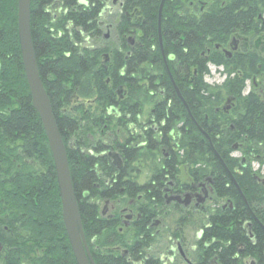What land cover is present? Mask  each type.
Returning <instances> with one entry per match:
<instances>
[{
    "label": "trees",
    "instance_id": "1",
    "mask_svg": "<svg viewBox=\"0 0 264 264\" xmlns=\"http://www.w3.org/2000/svg\"><path fill=\"white\" fill-rule=\"evenodd\" d=\"M14 2L0 0V186H4L2 190L12 188L0 196L10 203L15 225L26 226V264H76L61 221L47 139L31 105L24 77L18 37L14 33L17 23ZM160 2L123 1V11L135 18L128 21L122 15L116 26L117 48L110 54L104 52L100 64L103 49L95 44L102 39V27L98 24L103 9L101 0H30V31L39 76L66 149L84 236H94L99 248L106 245L108 237L113 245L122 244L123 237L116 231L115 222L93 215L89 197L93 194L97 170L104 176H116L118 182L127 177L128 182L122 184L126 186L123 195L127 198L135 197L140 189L152 190L150 184L137 186L135 176H131L130 165L134 162L145 164L151 178H158L153 188L161 189L166 178L176 177L177 165L182 163L189 166V175L196 182L211 176L218 197L240 202L225 168L232 173L247 202L261 199L264 194L248 177L247 169H240V174L233 172L239 167L240 158L231 156L237 141L242 144L241 155L247 157L250 135L264 140V103L255 96L242 95L245 81L263 71L264 63L246 47L242 48L244 54L231 59L215 49L234 37L256 38L260 30L254 20L259 13L264 14V0H163L162 51L157 28ZM58 7L60 11L53 16L49 9ZM127 35L135 36L133 46L127 44L124 38ZM84 42L89 46H82ZM208 63L223 66L225 78L221 84L212 86L203 81ZM165 65L187 109L177 97ZM75 87L79 95L95 98L96 106L73 108L69 99ZM118 87L128 91L119 103L122 116L107 117L110 106L118 100ZM227 96L235 99V118L218 109ZM66 105H70L69 109L64 108ZM144 106L151 108L143 126L141 145L134 127L137 116L144 115ZM71 111H79L78 117L72 116ZM113 119L118 134L115 139L104 141L100 138L101 128ZM154 121L156 134L146 127ZM229 124L236 131L231 132ZM173 128L180 133L177 150L169 146L168 135ZM110 145L121 152L126 163L123 172H117L105 154ZM161 146L169 151L167 159L162 156L157 161L149 159L148 153L158 154ZM9 163L13 165L7 166ZM104 190L98 191L101 197L111 195ZM256 209L264 222L261 200ZM244 215H248L246 209L238 205L232 212L212 216V225L203 241L214 238L216 244L205 253L199 251L204 258L200 264H207L206 259L213 253L218 256L217 264H244L242 260L246 257L264 264V232L257 228L256 244L250 246L237 223L228 228L231 220ZM240 242L245 243V249L234 257ZM102 251H96V264H129L118 254L107 255Z\"/></svg>",
    "mask_w": 264,
    "mask_h": 264
},
{
    "label": "flooded vegetation",
    "instance_id": "2",
    "mask_svg": "<svg viewBox=\"0 0 264 264\" xmlns=\"http://www.w3.org/2000/svg\"><path fill=\"white\" fill-rule=\"evenodd\" d=\"M123 1L119 0L117 2L120 20L122 15H126V19L130 21L133 19L134 14L128 16L126 11H123ZM102 3L105 10L100 12V16L106 19V15L113 12L114 8L112 7L110 10L108 6L106 7L105 2ZM49 10L52 11L53 16L60 11L59 7L58 9L50 8ZM259 14L254 20L259 24L260 30L256 38L251 40L245 38V40H242L240 37H234L236 41L233 44L235 50L229 51L230 55L225 53V50L229 49L227 44L225 46L217 45L215 49L220 51L226 59H231L236 54H244L245 52L242 51V48L246 47L249 51L254 52L264 63V15L263 18H260ZM98 24L101 27H106L107 30L110 27V24H105L103 20H100ZM86 40L88 42L89 38ZM103 40H106V38L103 37ZM105 59L108 61V56ZM163 60H165V57ZM221 68L223 69V66ZM257 69H261L260 64L257 65ZM247 81L249 82V87L246 92L242 91L243 95L255 96L260 103H264V69L258 74H253ZM125 90L127 95V88ZM83 98L86 97L79 95L78 88L75 87L69 102L76 109L96 106V99L93 97V103L85 106H75L78 103L77 99ZM121 101L117 100L115 104L110 106L114 110L112 111L113 113H118V115H113L114 118L122 116L119 105ZM233 105L226 114L233 112L235 101ZM111 115L106 113L107 117H112ZM232 118H235L234 113ZM146 122L147 117L141 114L137 116L134 128L137 141H140L141 145L143 143L141 134ZM107 126L108 124H104L101 130ZM146 127L152 128L154 134H156L157 124L155 121ZM228 128L231 132L236 131L235 126L232 124H229ZM107 133L111 138H115L118 134V128L115 127V132ZM159 139L161 140L160 137ZM206 139L210 142L207 136ZM169 141H171L170 137ZM249 143L250 148L247 151V157L243 158L239 167L233 172L240 174V169H247L248 177L256 184L257 189L263 190L264 193V140H260L259 137L253 134L249 137ZM169 144L170 149L175 150L178 143L177 140H173V144L171 142ZM235 150H242V144L238 141L233 144L231 152ZM167 155H165V159H167ZM11 160L14 159L12 158ZM110 163L117 172H123L126 169L122 158H120L121 166L114 164L112 160ZM12 165L13 163L7 164V166ZM105 176L102 172H98L89 202L94 216L107 221L112 220L116 223L115 229L122 235L123 242H120L122 244L115 243L113 245L111 243L112 238L108 237L106 245L103 248H99L94 236L87 238L84 236L87 251L92 259L96 255V251L105 250L107 255L118 254L120 257H124L129 264H200L204 258L200 256L199 251L204 252V250L211 249L216 244L214 238L207 242L203 241L206 230L212 225V216L227 210L232 212L238 205H242L248 215H244L241 219L231 220L228 228H233V225L237 223L250 246L256 244L257 228L264 232V222H261L260 216L256 211L257 202L261 200L264 204V194L261 199L256 200L254 198L247 202L243 192L240 190L242 193L240 194L233 183L232 185L240 202L230 197H218L214 192V180L211 176H207L197 182L191 176L187 182H182L176 177L166 178L161 189H159L158 187L153 188L154 185L158 184V178L152 179L151 175L145 181H135L140 188L150 184L151 191L140 189L135 197L127 198L123 195L126 191V186H122V184L125 185L128 182L127 177L120 179L118 182L116 176L114 178ZM229 179L231 181L230 177ZM3 188V185L0 186V193H5V191H9V189L11 191L12 189L8 186L6 190H2ZM99 190L111 193V197H101V192L98 193ZM1 199L2 197L0 196V264H26V226L15 225L10 203L7 204ZM194 213L201 214V218L200 227L196 233V241L191 244L186 235L190 229V216ZM161 237H165V241L159 244ZM243 249H245V243L240 242L237 245L234 257H237ZM211 256V258L206 259L207 264H217L218 256L215 253ZM242 262L244 264H256L253 257H246Z\"/></svg>",
    "mask_w": 264,
    "mask_h": 264
},
{
    "label": "water",
    "instance_id": "3",
    "mask_svg": "<svg viewBox=\"0 0 264 264\" xmlns=\"http://www.w3.org/2000/svg\"><path fill=\"white\" fill-rule=\"evenodd\" d=\"M105 2L106 7L110 5V0H102ZM117 0H111V4L115 5ZM163 0H161L157 16V28H158V40L160 49L162 51V43L160 37V18L161 8ZM110 10L112 7H109ZM105 9L102 10V12ZM17 37L19 44V51L21 56V62L24 72L25 81L28 87L31 105L37 112L39 120L41 122L43 131L45 133L48 148L51 154L53 167L56 176L58 195L61 205V220L69 241V245L76 264H94L91 256L89 255L83 235L81 218L76 203L71 176L69 172V166L67 161L66 149L61 138L60 132L57 128L56 120L52 113L51 104L46 91L41 82L37 63L34 55L31 32H30V0H17ZM107 38V35L104 36ZM234 47V46H231ZM166 71L170 78V81L174 87L177 97L185 105L182 97L176 88L174 81L170 75V72L166 66ZM117 93L119 98L123 96L121 87L118 88ZM231 98L227 99L229 103ZM92 99L78 102L79 104L92 103ZM186 109L187 106L185 105ZM224 111L228 109V106L222 108ZM111 111H114L111 108ZM200 130V129H199ZM205 136H207L202 130H200ZM113 159L114 164L120 165V158L115 152L109 153ZM217 156V155H216ZM218 157V156H217ZM219 161L223 165L221 159ZM224 166V165H223ZM225 168V167H224ZM227 174L231 178V182L235 185L240 194L241 191L232 175V173L225 168ZM244 199V198H243Z\"/></svg>",
    "mask_w": 264,
    "mask_h": 264
},
{
    "label": "rangeland",
    "instance_id": "4",
    "mask_svg": "<svg viewBox=\"0 0 264 264\" xmlns=\"http://www.w3.org/2000/svg\"><path fill=\"white\" fill-rule=\"evenodd\" d=\"M3 2L4 3H8V0H3ZM10 2H9V5H10ZM14 3H15V16H16V14H17L16 13L17 0H15ZM100 20L101 21L103 20L105 24H110V27H109L108 30L106 29V27H102V31H101V35L107 34L109 36L108 39H106V40L100 39L95 44V47L99 48L100 50L103 49L101 51L100 56H99V63L102 64L103 63V56H102L103 53L107 52V53L110 54L113 49L117 48V42L118 41H117V36H116V26H117V24L119 23V20H120V15H119V11H118V5L114 7V11L113 12L108 13L106 15V19L100 18ZM14 33L17 35V23L16 22H15V32ZM124 38H126V41H127L128 45H133L136 42L134 35H127V36H124ZM231 40L232 39L227 41V45H229ZM82 46L88 47L89 44L84 42ZM207 67H208L209 74L204 75L203 81L205 83L209 84V85H212V86L221 84L223 79H224V77H225V74L221 72L220 67L212 65V63H208ZM248 87H249V82L246 81L244 83L243 92H246ZM125 94H126V90H125ZM224 100H225V97H224L222 103L224 102ZM222 103H221V105H222ZM70 105H71V103H70ZM70 105H66V106H64V108L69 109ZM235 106H236V103H235ZM150 108H151V106H149V107L148 106H144L143 111H144V116L145 117H147V115H148L147 113H149ZM91 109H93V108H91ZM235 109H236V107H235ZM70 114L72 116L73 115L77 116V114H79V111H77L76 113H73L71 111ZM232 115H233V112L230 113V116H232ZM112 116H113V114H112ZM109 123L110 124H108V126L105 127L101 131L100 138L102 140H104V141H109L111 139H115V138H111V136H109L108 133H107V132H114L115 131V127H116L115 119H113ZM177 128H178V126H177ZM173 129L178 132V130L176 128H173ZM170 139H171V141H170L171 144H173V139L175 140V138L172 136V137H170ZM178 140H179V138H178ZM106 150L107 151L115 150V151L120 153V151L115 146L113 147V145H110ZM159 150L164 155L160 154V152L158 154H156V152H154L153 153L154 155H149V153H148L149 159H154V160L157 161V158H160L161 156L165 157V155L169 153L168 149L166 147H163V146L159 147ZM240 152H241L240 150H235V151L232 152L231 156L236 157V158H241L242 155H241ZM67 161H68V158H67ZM124 164L126 165V163H124ZM68 166H69V164H68ZM130 166L133 167L131 176L134 175L135 176L134 179L136 181H140L141 182V181H145V180H147L149 178L150 173L145 168V166H146L145 164L142 165V164L134 162ZM136 167H137V169H136ZM189 171H190V168H189L188 165H186V164L184 165V164L180 163L179 165H177L176 178L178 180L182 181V182L189 181V177H190ZM97 172H99V171H97ZM45 207L47 209V206H44V208ZM59 208H60V203H59ZM49 211L52 212L51 209ZM51 216L53 217V215H51ZM200 218H201V214H199V213H194V214H192L190 216V229H189V233H187L186 237L189 240V242H191V244L195 243V241H196V233H197V231L199 230V227H200ZM164 241H165V237H161L160 240H159V244H162ZM93 262H94V264H96L95 261H94V258H93Z\"/></svg>",
    "mask_w": 264,
    "mask_h": 264
},
{
    "label": "bare ground",
    "instance_id": "5",
    "mask_svg": "<svg viewBox=\"0 0 264 264\" xmlns=\"http://www.w3.org/2000/svg\"><path fill=\"white\" fill-rule=\"evenodd\" d=\"M184 103H185V102H184ZM185 105H186V104H185ZM185 105H184V106H185ZM123 162H124V160H123ZM22 222H25V220H24V221H22Z\"/></svg>",
    "mask_w": 264,
    "mask_h": 264
}]
</instances>
